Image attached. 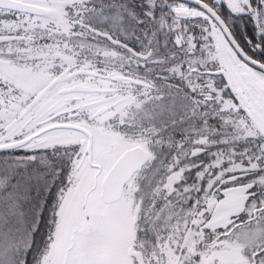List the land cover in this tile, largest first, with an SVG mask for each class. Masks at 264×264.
Returning a JSON list of instances; mask_svg holds the SVG:
<instances>
[{"label": "snow or ice", "instance_id": "obj_1", "mask_svg": "<svg viewBox=\"0 0 264 264\" xmlns=\"http://www.w3.org/2000/svg\"><path fill=\"white\" fill-rule=\"evenodd\" d=\"M0 264H264V0H0Z\"/></svg>", "mask_w": 264, "mask_h": 264}]
</instances>
